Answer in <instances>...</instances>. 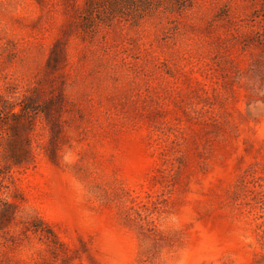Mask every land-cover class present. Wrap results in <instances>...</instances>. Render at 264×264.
<instances>
[{
	"label": "rangeland",
	"instance_id": "obj_1",
	"mask_svg": "<svg viewBox=\"0 0 264 264\" xmlns=\"http://www.w3.org/2000/svg\"><path fill=\"white\" fill-rule=\"evenodd\" d=\"M86 3L0 0V264H264V0Z\"/></svg>",
	"mask_w": 264,
	"mask_h": 264
},
{
	"label": "trees",
	"instance_id": "obj_2",
	"mask_svg": "<svg viewBox=\"0 0 264 264\" xmlns=\"http://www.w3.org/2000/svg\"><path fill=\"white\" fill-rule=\"evenodd\" d=\"M124 1L131 4L134 0ZM100 2L101 0H87L85 13L88 17H92L94 8L98 7ZM37 95L38 93H31L21 101L0 98V149L9 162L22 164L31 156L30 139L25 133L31 129L33 116L41 111L37 104ZM43 106L46 110L49 107L48 104ZM1 177L0 175V180Z\"/></svg>",
	"mask_w": 264,
	"mask_h": 264
}]
</instances>
